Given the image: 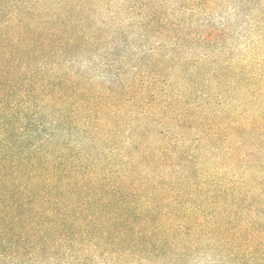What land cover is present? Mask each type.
Returning a JSON list of instances; mask_svg holds the SVG:
<instances>
[{
	"label": "trees",
	"instance_id": "1",
	"mask_svg": "<svg viewBox=\"0 0 264 264\" xmlns=\"http://www.w3.org/2000/svg\"><path fill=\"white\" fill-rule=\"evenodd\" d=\"M234 1L0 0V264H264V0Z\"/></svg>",
	"mask_w": 264,
	"mask_h": 264
},
{
	"label": "rangeland",
	"instance_id": "2",
	"mask_svg": "<svg viewBox=\"0 0 264 264\" xmlns=\"http://www.w3.org/2000/svg\"><path fill=\"white\" fill-rule=\"evenodd\" d=\"M224 3H222V6H224V10H226L227 8H229V6H225V5H223ZM233 4L236 6V7H238V8H240V7H242V2H239L238 1V3L237 2H235L234 0H233ZM252 18H256V15H254V16H252ZM218 24L219 23H222V22H225V23H228V24H233V26H232V29H231V31L229 32V38H231L232 37V39H235V37L237 36V35H239V33H241L242 31H244V26L242 25V18L241 19H237V20H235V17L234 16H232L231 15V13H229V11H224V13L222 14V16H220L218 19H217V21H216ZM249 26V25H248ZM252 37H255L254 39H253V41H252V43L249 45V48L248 49H244V51H243V53L244 54H248L249 52H251V51H253V53L252 54H254L255 56L256 55H260V56H258V57H256V59H263L264 58V56H262L261 55V53H262V51H263V49L264 48H262V45H264V44H262V43H259V42H256L257 41V36H253L252 35ZM227 43H229V42H226V45H227ZM255 51H257L258 53H256ZM253 55V56H254ZM253 58H255V57H253ZM251 60H252V58H251ZM264 60V59H263ZM260 63H262V69L264 70V61H262V60H260L259 61Z\"/></svg>",
	"mask_w": 264,
	"mask_h": 264
}]
</instances>
